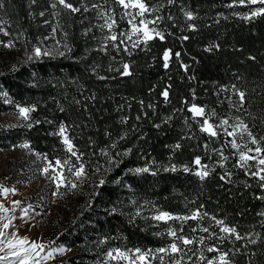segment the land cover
Listing matches in <instances>:
<instances>
[{
	"label": "trees",
	"instance_id": "1",
	"mask_svg": "<svg viewBox=\"0 0 264 264\" xmlns=\"http://www.w3.org/2000/svg\"><path fill=\"white\" fill-rule=\"evenodd\" d=\"M54 2L4 0L0 9V20L12 34H0V40L20 37L11 49L0 45V89L8 93L7 98L0 96V113L14 112L17 105L34 106L31 120L39 121L31 128L24 121L0 130V149L28 143L33 154H45L52 161L70 158L75 163L62 139L54 134L64 124L75 150L83 154L87 179L78 181L76 213H67L54 227L52 237L56 241L52 247L77 251L60 264H105L111 249L167 246L172 242L169 227L178 230L183 226L178 235L193 237H207L200 228L210 227L211 232L225 236L212 216L235 226L242 236L259 238L256 244L231 237L206 239L205 244L229 252L232 264H264V217L258 215L264 212V200L256 198L264 195L261 182L237 166L238 156L227 143L232 137L222 130L210 137L200 130L203 118L189 111L193 104L204 106L206 114L216 113L211 123L217 124L221 118H229V124L243 120L257 139L264 137V14L243 19L264 5L228 7L233 0H145L150 7L160 6L146 18L161 17L149 27L160 31L164 39L154 37L132 48V41L125 37L129 54L123 51L124 45L117 52L105 40L108 30L99 27L104 23L100 12L106 11L117 21L114 31L130 32L127 21L131 17L122 18L125 10L115 0H69L81 9L77 13L59 4L52 8ZM56 40L61 42L64 56L27 60L26 51L31 53L41 41L42 47L51 48ZM65 43L70 51L62 47ZM105 43L108 48L102 51ZM169 50L165 68L164 53ZM121 63L130 64L131 75L111 70ZM233 85L246 94L242 107ZM165 90L167 100L162 95ZM128 149L131 152L118 166L110 165L103 155L108 152L120 160L115 154ZM221 149L227 160H222ZM196 157L201 165L194 163ZM171 165L177 170H164ZM203 165H208L210 174L201 180L194 173ZM147 166L148 173L130 171ZM185 166L188 172L183 171ZM96 167L101 168L98 174L93 171ZM226 172L231 173V182L220 179ZM101 178L106 183L95 195L93 185ZM145 202L147 207L141 208ZM153 208L173 215H191L199 209L208 216L199 222H158L150 218L155 214ZM137 210L140 216L135 215ZM217 255L205 251L208 258Z\"/></svg>",
	"mask_w": 264,
	"mask_h": 264
},
{
	"label": "snow or ice",
	"instance_id": "2",
	"mask_svg": "<svg viewBox=\"0 0 264 264\" xmlns=\"http://www.w3.org/2000/svg\"><path fill=\"white\" fill-rule=\"evenodd\" d=\"M33 4H35L36 0H31ZM168 3H173L174 0H167ZM115 3H118L125 10L123 13V17H131L128 19L127 23L131 26L130 32H121L117 33L114 31V28L117 27V21L114 15H110L106 11L100 12V18L104 20V23L99 27L101 30L107 29L109 35L105 37L106 41L112 42V47L119 52L121 50V45H124L123 51L131 54L129 52V48L125 43V37L127 40L132 41V48H136L140 43H147V41L152 40L154 37H159L161 40L164 39V35L157 31L155 27L150 28L149 25H155L157 21L161 19L159 15L155 16L153 19H147L146 14L151 15L152 13H157L160 10V6L150 7L145 0H115ZM57 4L61 5L64 9L70 10L72 13H77L81 9L79 7H75L69 0H55L52 3L51 7L56 8ZM236 4L239 5H255L260 4L264 5V0H233L232 4H229L228 7H234ZM94 8L99 7L98 5H93ZM4 8V0H0V9ZM87 11V7L84 9ZM134 10V11H129ZM188 19H192V13H185ZM264 14V7L257 8L252 10L249 14L243 16V19L249 20L252 17ZM41 16L44 15L43 12L40 13ZM54 15H59V12L54 13ZM139 19V22L136 21ZM5 23L3 20H0V34L4 36H12V34L5 27ZM59 26V25H58ZM56 29H53V39L55 37ZM66 35V34H65ZM133 36H136V40H132ZM20 37L16 36L8 41L0 40V45L5 48H13L15 47V40H19ZM182 39H188V37H182ZM119 41V43H117ZM43 41H41L40 45L34 46L31 53H27V60L32 61L34 58L39 59L42 57H51L55 58L56 56H64L66 54L65 51L61 50V42L56 40L55 45L51 48L42 47ZM64 49L70 51L68 45L65 43L62 45ZM108 48V44L105 43L103 45L102 51H106ZM169 51H165L164 53V67H168V59H169ZM179 56V53H177ZM115 59V57H113ZM250 59H255V57H250ZM187 68V66H184ZM15 70V69H14ZM117 72H120L123 76L131 75L130 64L129 63H121L120 67L111 69ZM105 77L101 76L100 79H104ZM226 90V89H224ZM233 92H235L239 96V103L242 107L245 102V92L236 88L235 85L232 86ZM165 100L168 98V91L165 90L162 92ZM0 96L5 98L8 97V93L0 89ZM231 103V101H229ZM18 109L17 114L25 121H29V123L25 124V127L31 128L33 124L39 123V121H32L30 114L35 111L34 106H16ZM151 107V105H149ZM189 111L193 113L196 117H202L201 123V131L207 133L210 137H217L222 130L223 133L227 137H232L230 141L227 143L230 144L231 148L235 150V153L238 156L237 166L244 169L246 175H250L252 177L257 178L260 183V188L262 192H264V137L257 139V137L252 133L249 129V126L244 123L243 120H236L234 124H229V118H221L217 124H213L210 121L213 117L216 116L215 111L206 114L204 106H197L193 104ZM139 119V117H137ZM3 127V126H0ZM9 127H15V125H10ZM232 130L229 131L228 129ZM239 130V132H238ZM59 135L62 138V143L66 146V151L71 154V157H75V163L70 159L66 158L63 162L60 159H55L54 161L48 160L45 154H41L39 152L34 153V155L38 159H44L47 161L46 165L41 169L42 173L46 178H49L56 186L57 192L59 189L64 186L66 188L76 189L80 186L77 181H83L87 179V172L85 168V163L81 162L83 158V154L79 153L75 150V145L72 143L71 139L67 135V128L64 124L59 126L58 132L54 133ZM245 135L247 136V140H245ZM251 144L254 147H249ZM21 148L29 149L31 153V148L28 143H24L20 145ZM115 148V144L112 145ZM179 148L180 145L177 144L175 146ZM207 147V146H205ZM220 151V156L222 160H227L228 157L223 154V150ZM131 152V149L123 153L117 152L115 155L121 157L120 160L114 159L112 156L108 154V152H104L103 155L108 157V163L110 165L118 166L119 163H122V157L127 156ZM252 162V163H250ZM194 163L196 165H201L200 157H196ZM67 167L68 172L71 176L75 177L74 180H69L68 177L65 176L63 169ZM51 170V172H50ZM105 172L108 171L107 168L103 169ZM165 171L171 170L176 171V165H171V168H165ZM94 174H98L101 171L100 167H96L94 170ZM136 174L148 173L150 172V166L147 167H137L133 170ZM184 172H188L189 168L185 166L183 168ZM152 175H156L155 171L151 172ZM201 180L205 179L210 173L208 170V165H203L201 168L194 173ZM231 173L226 172L225 175L220 177L221 180L228 179L230 181ZM119 183V179L115 181ZM106 183L104 178L99 179L98 183L93 185L97 191L94 193L98 195V189L103 187ZM16 194L15 187H8L0 183V194L7 196L8 193ZM257 199L264 200V195H260L256 197ZM21 201H12V208L5 207V205L0 202V264H42V262H46L50 259H54V254L64 253L66 251L65 248L61 246L52 247L56 245L55 240H51L48 242H43L39 240H30L27 236H20L18 230L10 231V229H15L14 220L16 217L14 215H8V213L14 210L16 207L21 205ZM135 204V201H133ZM91 206V201L89 202V207ZM32 207V205H28L25 208H22V212L24 213V217L28 216V211ZM147 207V202L141 206V208ZM114 211V210H113ZM155 214L151 215V219L154 221H189V220H199L203 219V217H207L208 213H201L199 209L192 212L191 215H173L167 211H161L158 208H153ZM136 216L141 215V211L137 210L135 213ZM258 215L264 217V212L259 213ZM212 221H214L215 226L219 227V231L224 233L225 236H219L215 232L210 231V227H201L200 231L203 233H207L208 236L205 237L203 235L193 237L189 235H178V232L183 233V226H181L178 230L169 227L167 234L172 238V242L167 246L158 247L155 249H141L139 247L131 248V249H120L115 248L107 251L105 264H108L110 261L123 262V264H154V262L158 261L159 264H203L204 261L207 264H232V261L229 259V252L222 251L219 246L216 245H207L205 244L206 239L216 238L217 240L223 241L226 237H231L235 241H239L242 239H247L249 243L256 244V239L252 238V236H242L240 232L237 231L235 226H229L225 224L223 219H217L215 216L210 217ZM264 224V221H261ZM196 228H192V232H196ZM255 235V234H253ZM58 239V238H57ZM106 240H102L101 243H105ZM197 245L202 246L198 248H191L188 246ZM205 251L208 253L216 252L218 255L214 258H208L205 256ZM189 252L192 255H189ZM234 254V253H233ZM255 255V253H253ZM193 256L196 257V260H193Z\"/></svg>",
	"mask_w": 264,
	"mask_h": 264
},
{
	"label": "rangeland",
	"instance_id": "3",
	"mask_svg": "<svg viewBox=\"0 0 264 264\" xmlns=\"http://www.w3.org/2000/svg\"><path fill=\"white\" fill-rule=\"evenodd\" d=\"M138 22L139 19L136 23ZM2 49L8 48L3 47ZM17 112L18 109L14 112L0 113V126H3L0 127V130L10 128V125L17 127L24 123L25 120ZM20 145L10 149H0V183L8 187L14 186L16 189L15 195L11 192L7 196L0 194V202L10 209L12 201L22 202L20 206L8 213V215L16 217L14 220L16 228L10 229V231L18 230L20 236H27L30 240L48 242L53 240L56 224H60L70 211H76L77 190L62 186L57 192L55 184L41 171L47 161L38 159L33 152L30 153L28 149L21 148ZM63 171L69 180L76 179L71 176L67 167ZM29 204L32 207L28 211V216L23 218L24 213L21 209ZM65 249L64 253L54 254V259L42 262V264L63 263L69 257L74 256L77 251V248ZM108 264H123V262L110 261ZM154 264H159V262L156 261Z\"/></svg>",
	"mask_w": 264,
	"mask_h": 264
}]
</instances>
